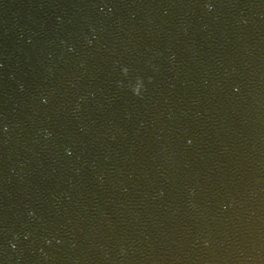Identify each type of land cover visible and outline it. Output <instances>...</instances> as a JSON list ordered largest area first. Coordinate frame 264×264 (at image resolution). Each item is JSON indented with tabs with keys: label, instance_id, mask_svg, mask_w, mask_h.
I'll list each match as a JSON object with an SVG mask.
<instances>
[{
	"label": "water",
	"instance_id": "water-1",
	"mask_svg": "<svg viewBox=\"0 0 264 264\" xmlns=\"http://www.w3.org/2000/svg\"><path fill=\"white\" fill-rule=\"evenodd\" d=\"M0 264H264V0H0Z\"/></svg>",
	"mask_w": 264,
	"mask_h": 264
},
{
	"label": "clouds",
	"instance_id": "clouds-1",
	"mask_svg": "<svg viewBox=\"0 0 264 264\" xmlns=\"http://www.w3.org/2000/svg\"><path fill=\"white\" fill-rule=\"evenodd\" d=\"M123 74L127 75V69L126 68L123 69ZM143 90H144L143 84L139 81L137 82V85L135 87L131 88L132 94L134 96H137V97L141 96Z\"/></svg>",
	"mask_w": 264,
	"mask_h": 264
}]
</instances>
